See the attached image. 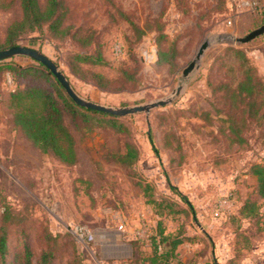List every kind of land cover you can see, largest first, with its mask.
Returning a JSON list of instances; mask_svg holds the SVG:
<instances>
[{
    "label": "rangeland",
    "instance_id": "1",
    "mask_svg": "<svg viewBox=\"0 0 264 264\" xmlns=\"http://www.w3.org/2000/svg\"><path fill=\"white\" fill-rule=\"evenodd\" d=\"M63 2L67 23L79 29L80 39L93 37L91 46L81 49L75 41L53 42L38 33L17 45L53 60L81 97L130 107L171 97L178 87L182 91L174 103L149 114L119 118L127 127L123 134L95 122L91 132L70 123L78 162L65 166L32 148L14 126L4 105L14 86L1 70L0 225L8 212L4 264H21L26 246L34 263L52 249V264H148L159 222L166 235L184 240L177 254L185 264H264V201L252 175V167L264 162V117H233L241 133H231L228 115L236 111L219 91L235 74L229 71L235 64L232 48L245 52L264 81V35L246 44L233 41L264 24V0ZM19 17L17 6L0 8L1 42ZM205 41L211 45L199 69L184 79L183 70ZM78 50L101 54L102 62L86 67L103 76L104 90L92 78L69 72L68 54ZM10 61L39 64L21 56L3 62ZM18 81L25 85L31 79ZM128 144L138 153L129 167L121 161ZM247 199L260 206L256 216H240Z\"/></svg>",
    "mask_w": 264,
    "mask_h": 264
},
{
    "label": "trees",
    "instance_id": "2",
    "mask_svg": "<svg viewBox=\"0 0 264 264\" xmlns=\"http://www.w3.org/2000/svg\"><path fill=\"white\" fill-rule=\"evenodd\" d=\"M18 7L20 17L12 20L5 31L4 41H0V50L17 46L23 37L38 33L45 35L53 42L75 41L78 48L92 45L93 37L80 39L79 29L67 23L68 9L63 0H46L42 5L40 0H0V8L13 10ZM235 64L229 71L235 72L231 80L222 83L219 91L229 105L231 133L240 135V122L233 117L244 120L264 117V81L250 64L245 52L239 48H232ZM102 62L99 52L86 54L72 51L68 54L66 65L69 72L81 80L92 78L95 85L105 89L106 81L103 76L91 71V65ZM86 66H90L87 68ZM5 70L12 78L13 89L6 94L5 107L13 118L14 126L23 134L31 147L44 155H49L60 164L75 166L78 153L73 131L81 127L91 132V123L104 124L119 134L127 132V127L114 117L105 113L89 110L75 104L66 94L57 79L41 64L21 66L12 61L0 62V71ZM30 77L31 82L25 85L18 83L19 79ZM68 78V77H67ZM243 141V140H241ZM138 158L137 150L131 144L127 145L126 153L121 161L131 166ZM252 175L256 178V193L264 201V162L252 167ZM155 203V201H153ZM160 205V204H159ZM260 206L256 201L247 199L241 208L240 216L249 218L256 216ZM8 212L0 225V264L8 252L7 240ZM184 242L178 237L166 235L162 223H158L156 233L150 239L151 254L146 258L148 264H185L178 259L177 248ZM55 254L52 249L43 251L36 263L34 255L28 246L24 249L21 264H52Z\"/></svg>",
    "mask_w": 264,
    "mask_h": 264
},
{
    "label": "water",
    "instance_id": "3",
    "mask_svg": "<svg viewBox=\"0 0 264 264\" xmlns=\"http://www.w3.org/2000/svg\"><path fill=\"white\" fill-rule=\"evenodd\" d=\"M264 35V24L259 28L253 30L245 37L242 38H234L233 41L238 44H246L252 40H255ZM211 43L209 41H205L199 47L195 58L191 61V63L183 70L182 76L184 79L189 78L191 74L197 71L200 67V62L206 50L209 48ZM26 57L29 58L41 65H43L59 82L61 87L65 90L66 94L70 97V99L77 105L97 112L105 113L114 117H126L131 115H136L140 113L149 114L153 109L165 107L169 104L175 102L176 98L181 94L182 87H178L171 97H168L163 100L151 102L145 105L138 106H130V107H110L104 106L101 104L94 103L89 101L83 97H81L72 87L69 79L64 74V72L60 69V67L42 52L25 47V46H13L7 49L0 50V62L6 61L8 59L14 57Z\"/></svg>",
    "mask_w": 264,
    "mask_h": 264
},
{
    "label": "built area",
    "instance_id": "4",
    "mask_svg": "<svg viewBox=\"0 0 264 264\" xmlns=\"http://www.w3.org/2000/svg\"><path fill=\"white\" fill-rule=\"evenodd\" d=\"M246 4H247L248 6L251 5L252 7L255 6L254 3H252V4H251V3H250V4H249V3H246ZM115 51H116V54L119 55V53L121 52L120 45H115ZM151 58H153V57H149V59H151ZM90 239L92 240V237H90Z\"/></svg>",
    "mask_w": 264,
    "mask_h": 264
},
{
    "label": "crops",
    "instance_id": "5",
    "mask_svg": "<svg viewBox=\"0 0 264 264\" xmlns=\"http://www.w3.org/2000/svg\"><path fill=\"white\" fill-rule=\"evenodd\" d=\"M257 58H259V59H260V57H258V56H257Z\"/></svg>",
    "mask_w": 264,
    "mask_h": 264
}]
</instances>
